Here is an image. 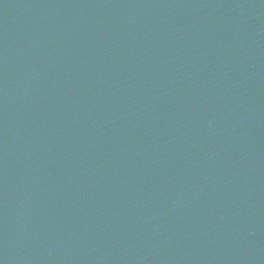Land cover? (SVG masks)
I'll use <instances>...</instances> for the list:
<instances>
[{
    "label": "water",
    "instance_id": "1",
    "mask_svg": "<svg viewBox=\"0 0 264 264\" xmlns=\"http://www.w3.org/2000/svg\"><path fill=\"white\" fill-rule=\"evenodd\" d=\"M0 264H264V0H0Z\"/></svg>",
    "mask_w": 264,
    "mask_h": 264
}]
</instances>
